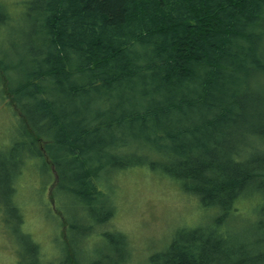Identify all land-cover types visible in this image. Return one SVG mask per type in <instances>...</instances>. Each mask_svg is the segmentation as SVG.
I'll return each mask as SVG.
<instances>
[{"label": "trees", "instance_id": "1", "mask_svg": "<svg viewBox=\"0 0 264 264\" xmlns=\"http://www.w3.org/2000/svg\"><path fill=\"white\" fill-rule=\"evenodd\" d=\"M37 3V30L19 40L23 58L0 62V99L18 121L0 152V212L11 206L21 222L2 195H15L34 162L57 182L51 200L61 190L91 217L85 236L113 228L115 191L102 184L144 167L212 212L176 230L149 264H264V0ZM11 21L0 3V27ZM251 199L253 219L235 229ZM66 243L48 258L32 239L34 256L21 260L82 264L83 243Z\"/></svg>", "mask_w": 264, "mask_h": 264}, {"label": "rangeland", "instance_id": "2", "mask_svg": "<svg viewBox=\"0 0 264 264\" xmlns=\"http://www.w3.org/2000/svg\"><path fill=\"white\" fill-rule=\"evenodd\" d=\"M23 2L24 0H0L12 20L10 24L0 27L1 64L16 65L23 58L19 41L26 31L22 17L27 4H22ZM11 74L15 76L16 72L12 71ZM248 84L252 86L259 83L249 81ZM260 85L262 89L257 86L256 96L264 94V81ZM2 102L0 99V152H6L17 135L15 130L18 121L14 109L11 111ZM255 138L252 136V139ZM10 170L12 172V168ZM24 171L23 177L16 184L15 195L10 191L2 195L5 205H18L22 217L18 223V215L8 209L11 206L0 212V264H39L35 258L21 260L22 252L21 255L26 253L34 256L32 239L49 258L55 256L59 248L64 250L66 242L74 238L78 243H83L78 249L82 264H149V257L166 248L176 230L198 221L203 222L204 218L212 215L211 211L202 209L196 200L185 195L175 181L140 167L118 173L116 184L110 180L102 184L101 187L115 191L116 211L112 217L115 229L100 226L103 229H92L85 236L84 221L91 220V217L83 211L84 207L77 206L61 190L51 200L52 188L57 182L48 183V175L43 169L39 170L34 162L26 165ZM2 183L0 181V189L3 187ZM6 189L8 188L4 187L2 190ZM177 193L184 199L189 198L187 200L191 207ZM258 197L256 194V198ZM256 205V199H251L250 203H241L240 214L234 215L235 220L230 224L236 229L246 221H251ZM61 220L64 221V226L59 224ZM68 220L77 224L75 230L69 227ZM105 233L107 241L102 238ZM119 234L123 236L127 246L118 241ZM57 258L59 257L50 260L55 262ZM50 262L48 261L49 264ZM62 264H65L64 261Z\"/></svg>", "mask_w": 264, "mask_h": 264}, {"label": "bare ground", "instance_id": "3", "mask_svg": "<svg viewBox=\"0 0 264 264\" xmlns=\"http://www.w3.org/2000/svg\"><path fill=\"white\" fill-rule=\"evenodd\" d=\"M37 1L38 0H29L27 7H26L27 18L24 21L26 24L25 33L28 34V36L34 35L36 30H37V26L35 23V19L37 18V15H38V6H37L38 3H37ZM230 47L232 48L231 43H230ZM42 76H47V75H46V73H43V75L41 74V77ZM45 81L49 82V78H47V80H45Z\"/></svg>", "mask_w": 264, "mask_h": 264}]
</instances>
